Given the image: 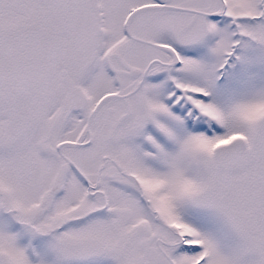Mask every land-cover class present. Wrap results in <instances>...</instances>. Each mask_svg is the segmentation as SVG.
Returning a JSON list of instances; mask_svg holds the SVG:
<instances>
[{
  "label": "snow or ice",
  "instance_id": "obj_1",
  "mask_svg": "<svg viewBox=\"0 0 264 264\" xmlns=\"http://www.w3.org/2000/svg\"><path fill=\"white\" fill-rule=\"evenodd\" d=\"M0 264H264V0H0Z\"/></svg>",
  "mask_w": 264,
  "mask_h": 264
}]
</instances>
